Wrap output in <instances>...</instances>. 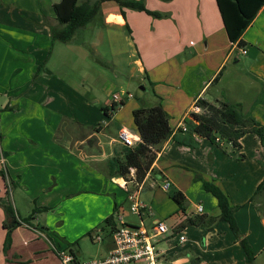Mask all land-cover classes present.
I'll return each instance as SVG.
<instances>
[{"label": "crops", "instance_id": "crops-1", "mask_svg": "<svg viewBox=\"0 0 264 264\" xmlns=\"http://www.w3.org/2000/svg\"><path fill=\"white\" fill-rule=\"evenodd\" d=\"M143 1L156 15L115 2H105L103 9L109 49L115 56L132 49L138 66L130 76L140 73L147 92L145 100H135L122 89L131 83L122 85L114 95L123 103L110 118L102 108H111L114 96L101 109L93 106L95 70L87 64L86 46L76 38L53 41L55 1L0 0V264H62L52 244L72 248L82 260L79 242L86 236L101 237L104 244L87 260L106 257L114 243L110 234L103 237L105 220L115 207L125 219L131 192L146 206L141 216L131 212L139 218L132 226L150 230L163 221L169 229L158 243L159 264H238L236 253L240 264L249 263L229 224L219 221L218 201L204 181L221 187L239 207L234 216L255 261L264 253V202L257 201L264 190V145L254 133L240 139L239 149L214 143L187 123L201 99L238 104L264 126V6L240 47L229 40L217 0ZM85 44L94 50L98 43ZM97 58L111 64L103 55ZM83 67L90 71L79 73ZM158 103L169 115L172 135L133 189L132 182L115 176L117 161L132 149L119 133L125 129L140 143L133 112ZM177 191L186 198V216L215 218L217 224L183 226L186 216L171 198ZM198 205L202 214H195ZM6 206L22 219L40 209L32 225L13 229L8 248Z\"/></svg>", "mask_w": 264, "mask_h": 264}, {"label": "trees", "instance_id": "trees-1", "mask_svg": "<svg viewBox=\"0 0 264 264\" xmlns=\"http://www.w3.org/2000/svg\"><path fill=\"white\" fill-rule=\"evenodd\" d=\"M53 1H55L53 8L58 22V26L52 29L53 41H61L63 43L74 42L75 36L81 29L87 28L97 22L102 25V4L105 2H115L123 8L145 11L150 15H156L146 8L143 0ZM217 3L229 40L233 44L237 43L240 47L245 46L242 36L264 6V0H217ZM122 15L126 19L124 11H122ZM79 44L86 46L93 60L105 67H110L95 56L90 46L80 42ZM197 104L201 108V113L195 114L192 117V122H187L191 132L200 137L207 138L214 143L217 137H219L238 149L241 148L240 139L247 133H254L264 145V126L255 118L244 115L240 105L232 104L228 101L209 102L201 99L198 100ZM111 109H116V105H113L111 108H102L107 116ZM133 118L135 131L140 136L141 142L135 144L126 153L123 161H117L115 176L125 179L127 183L132 182V188L137 189L151 170L161 146L171 137L172 131L169 124V115L161 103L150 108L134 110ZM131 169L135 170L134 176L131 175ZM262 186L261 184L259 190ZM204 189L217 199L221 210L219 221H226L229 224L231 231L244 249L247 261L253 263L255 256L252 248L241 233L234 216L239 207L233 206L226 192L216 184L204 181ZM171 198L178 206L177 213L186 216L185 196L177 191L171 194ZM5 209L8 215V220L5 223V227L8 230L6 238V247L8 248L11 244L13 229L24 223L32 225L35 214L40 209L35 208L30 216L23 219L17 218V214L12 206H6ZM118 214V210L115 207L113 214L105 220V227L109 230L111 236L117 228L116 216ZM216 222L215 218L186 216L183 226L212 228L217 224ZM177 230H179V227ZM70 250L74 253L72 248Z\"/></svg>", "mask_w": 264, "mask_h": 264}, {"label": "rangeland", "instance_id": "rangeland-1", "mask_svg": "<svg viewBox=\"0 0 264 264\" xmlns=\"http://www.w3.org/2000/svg\"><path fill=\"white\" fill-rule=\"evenodd\" d=\"M95 0H81V2H94ZM107 3L102 4V13L103 9L105 8ZM107 29L104 28L101 24L98 22L95 24H92L88 26L87 28L81 29L79 33L75 36L76 41L83 42V43H92L97 42L98 44H95L94 54L97 57L98 55H103L106 59H109V62L111 64L110 67H105L101 65L100 63L96 62L95 60H92L90 52L86 51L87 58L90 66L94 68L95 71H92V86L93 89L91 91V95H93V106L97 107L98 109H101L102 106H104L107 102L106 100L108 98H112L114 96L115 92L121 91V86L124 84L131 83L130 88L124 87L122 88L125 92L124 93H130L133 95L135 100H145V97L147 96V92L145 91V86L143 83L140 82V73L135 75V78H131L130 76V70L131 69H137L138 64L134 62L135 55L132 54L129 48H125V52H123L120 55L115 56L113 52L109 49L108 43H110L109 38H107ZM112 33V32H111ZM104 34V35H103ZM112 41V40H111ZM90 45V44H89ZM91 47V46H90ZM87 49V48H86ZM88 50V49H87ZM103 61V60H102ZM104 62V61H103ZM106 63V62H105ZM108 64V63H106ZM114 64L119 65L117 68H114ZM83 70L90 71L88 68H82L79 70V73ZM98 72H100L103 76L99 77ZM136 73V72H135ZM89 85V84H88ZM126 86V85H125ZM113 91L109 94V90ZM128 89V91H127ZM147 91H149V88L147 87ZM115 91V92H114ZM118 94V93H117ZM141 96H144L142 98H139ZM144 98V99H143ZM98 99L99 101H97ZM257 201L264 202V190L262 193L258 196ZM131 204L127 202L125 207V221L130 225H137L138 223V216H135L130 211ZM261 210L264 211V205H262ZM102 234V233H101ZM109 231L105 230L103 233V237H108ZM80 250H81V259L87 260L90 258H95L96 255L101 250H104V244L102 241H92L91 237L86 236L83 240L80 242ZM238 264L241 263V256L237 253L235 254ZM135 264V263H132ZM245 264H264V253L259 254L257 256V260L253 263H245Z\"/></svg>", "mask_w": 264, "mask_h": 264}, {"label": "built area", "instance_id": "built-area-1", "mask_svg": "<svg viewBox=\"0 0 264 264\" xmlns=\"http://www.w3.org/2000/svg\"><path fill=\"white\" fill-rule=\"evenodd\" d=\"M247 50H243V54H246ZM129 98L133 96L127 94ZM123 99L118 95L113 97V105L122 104ZM198 100L194 102L191 107L188 117L192 118L195 114L201 113V108L197 104ZM112 105V106H113ZM116 109H111L108 116L111 118L114 116ZM184 131H188V126L183 127ZM119 140L125 145L133 147L136 143L135 136L132 135L125 129H122L119 133ZM219 137H217L216 142L221 143ZM131 175H135V170L131 169ZM170 183H166L164 188L168 189ZM131 207L130 211L138 216L142 215L145 209V204H143L136 193L131 192L128 197ZM203 206L198 205L195 214H202ZM194 214V215H195ZM193 216V214H192ZM169 229L163 221H158L152 229L148 230L143 226H132L129 225L125 219L124 215L118 214L117 216V228L112 234V240L114 247L110 250L109 254L100 259H91L82 261L77 258V256L70 250L69 247L58 249L52 244L57 257L60 259L62 264H159L162 258V252L158 248L159 240L168 234ZM96 241H101V237H95ZM179 240L181 243L186 242V235L183 233L179 234Z\"/></svg>", "mask_w": 264, "mask_h": 264}]
</instances>
